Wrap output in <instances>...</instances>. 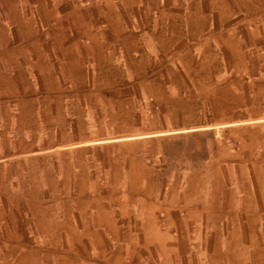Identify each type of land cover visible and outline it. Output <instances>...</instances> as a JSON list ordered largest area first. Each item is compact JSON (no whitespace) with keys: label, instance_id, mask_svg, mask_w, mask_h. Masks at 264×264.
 <instances>
[{"label":"crops","instance_id":"obj_1","mask_svg":"<svg viewBox=\"0 0 264 264\" xmlns=\"http://www.w3.org/2000/svg\"><path fill=\"white\" fill-rule=\"evenodd\" d=\"M237 171L264 172V0H0V264H175Z\"/></svg>","mask_w":264,"mask_h":264},{"label":"rangeland","instance_id":"obj_2","mask_svg":"<svg viewBox=\"0 0 264 264\" xmlns=\"http://www.w3.org/2000/svg\"><path fill=\"white\" fill-rule=\"evenodd\" d=\"M225 174L229 176V172ZM233 174L236 178L232 186L207 188L206 218L200 220L195 229L191 225L186 229L189 233L179 238L170 236L173 243L183 245V251L177 252L180 256L174 259L175 264H264V172L237 171ZM225 182L229 184V179L222 180ZM213 196L218 200L212 201ZM30 240L44 244L33 235ZM34 247L37 250L38 247ZM86 247L91 248L88 243ZM51 255L48 250L40 254L36 251L30 258L46 259Z\"/></svg>","mask_w":264,"mask_h":264}]
</instances>
